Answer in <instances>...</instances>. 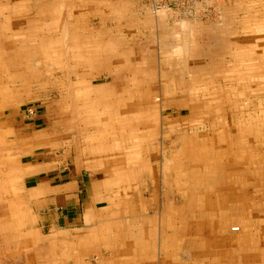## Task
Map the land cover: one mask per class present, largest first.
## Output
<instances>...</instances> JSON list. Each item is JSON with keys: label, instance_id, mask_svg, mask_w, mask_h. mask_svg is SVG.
<instances>
[{"label": "rangeland", "instance_id": "rangeland-1", "mask_svg": "<svg viewBox=\"0 0 264 264\" xmlns=\"http://www.w3.org/2000/svg\"><path fill=\"white\" fill-rule=\"evenodd\" d=\"M0 15V161L13 168L19 154L5 115L29 109L28 121L37 117L47 137L45 150L95 168L110 189H100L105 216L97 231L59 236L43 226L17 253L7 246L5 205L19 206L25 191L20 182L9 186L13 173L2 179L0 264H119V209L138 207L155 218L146 264L167 253L173 264H264V0H1ZM34 47L63 55V71L46 68L39 84L19 80L14 63ZM72 86L86 88L76 100ZM146 93L158 106L149 128L132 112ZM73 104L86 119L104 115L105 139ZM78 237L86 241L77 244ZM207 241L212 247L202 248Z\"/></svg>", "mask_w": 264, "mask_h": 264}, {"label": "crops", "instance_id": "crops-1", "mask_svg": "<svg viewBox=\"0 0 264 264\" xmlns=\"http://www.w3.org/2000/svg\"><path fill=\"white\" fill-rule=\"evenodd\" d=\"M114 69L117 70V68ZM27 110L29 112V109ZM27 110H25L26 112L17 111L15 116L7 117L5 115L3 122L12 126L13 129L10 130L15 135L13 137L15 151L19 154L15 156L17 159H15L16 165L13 168L11 163L0 161V169L4 170L0 176V196H7L5 193H1L2 188L5 190L7 184L5 180L2 182V179H10V177L13 179L14 176L15 180L9 181V186L11 187L14 182L18 184L20 182L25 191L23 200L18 202L19 209H17L19 206L14 205L10 200V206L5 205L3 225L6 232L9 233L7 246L16 249L17 253L31 243L30 238L34 237L32 233L37 234L36 230H42L43 226L59 236L65 233H78L86 228H91L90 231L93 233L97 231V228H101L103 225L105 216L104 211L99 207V202L106 194L100 192V189L103 186L104 190L108 187L105 186L106 182L103 179L97 177L95 168L87 169L83 163L77 160L68 162L60 151L45 150L49 147L45 146L47 137L42 128H38L39 119L36 117L32 118V121H28ZM2 134L0 132V137L3 136ZM4 135L8 134L4 132ZM136 197L137 200H144L142 196ZM20 217L23 219L24 225L21 224ZM154 222L155 218L151 213L146 214V211L140 210L139 207L119 209V264H140L141 260L146 264L145 260L151 258V246L146 241L155 239ZM196 229L209 232L204 230L205 227ZM164 238H162L163 241ZM85 241V238L80 237L75 240L77 244ZM100 241L102 242V240ZM71 243L72 241H67L69 247ZM211 243L213 244L214 241L203 243L202 248H211ZM7 246L6 248H8ZM165 246L162 243V254ZM100 251H102V247ZM90 252L92 251L89 250L84 255L89 256L92 254ZM100 254L103 255L102 252ZM169 255L167 253L166 260L157 264H173L170 260L172 257ZM68 264H71L70 261Z\"/></svg>", "mask_w": 264, "mask_h": 264}, {"label": "bare ground", "instance_id": "bare-ground-1", "mask_svg": "<svg viewBox=\"0 0 264 264\" xmlns=\"http://www.w3.org/2000/svg\"><path fill=\"white\" fill-rule=\"evenodd\" d=\"M1 1V0H0ZM3 2V1H2ZM6 5V4H5ZM7 6V5H6ZM20 7V6H19ZM54 8V7H53ZM17 9V8H16ZM3 10V9H2ZM53 13V12H52ZM19 15H20V13H19ZM1 16V15H0ZM22 16V15H21ZM33 16V15H32ZM11 18L13 17V16H10ZM19 19V18H18ZM13 21V20H12ZM1 24V23H0ZM6 24V23H5ZM16 24V23H15ZM189 24V23H188ZM6 29V28H5ZM20 29V28H19ZM18 29V30H19ZM37 29V28H36ZM185 29V28H184ZM13 32V31H12ZM171 33V32H170ZM4 34V33H3ZM174 34V33H173ZM13 36V35H12ZM40 37H42V36H40ZM19 38V37H18ZM21 38V37H20ZM45 38V37H44ZM44 38L41 40V41H43L44 40ZM55 41V40H54ZM4 42V41H3ZM9 42V41H8ZM6 43V42H5ZM21 43V42H20ZM19 43V44H20ZM23 43V42H22ZM26 43V42H25ZM1 44V43H0ZM7 44V43H6ZM10 44V43H9ZM50 44V43H49ZM55 44V43H54ZM57 44V43H56ZM60 44V43H59ZM4 45V44H3ZM45 45V44H44ZM9 46V45H8ZM10 46H12L11 44H10ZM34 48H36L35 50H33ZM34 48H29V52H28V54L27 53H25L23 56H19V60L18 61H16V63H14V64H17V65H19L20 67H21V70H19V71H15L16 73H17V75H15V76H18L20 79L19 80H21V81H23V82H28V81H32V82H38L37 84H39V82L41 81V80H39V78L38 77H40V75H41V73L47 68V69H50V72H51V74H56L58 71L57 70H59V68L61 67L60 66V64H61V57L63 56V55H60V54H58V55H52V53H48L47 54V52L45 51V50H41V49H38L37 47H34ZM43 48V47H42ZM178 49L181 51V52H183V49H181V47H178ZM177 49V50H178ZM178 50V51H179ZM16 51V50H15ZM2 52V51H1ZM23 53V52H22ZM99 53H100V51H99ZM17 56V57H18ZM85 56V57H84ZM87 56L88 55H83V56H81V59H82V57H84V58H87ZM90 57V56H89ZM15 59V58H14ZM111 59V58H110ZM13 60V59H12ZM80 61V60H79ZM100 61V60H99ZM80 63H82L83 64V62L81 61ZM119 63H120V61H119ZM2 64V63H1ZM0 64V65H1ZM6 64V63H5ZM13 64V65H14ZM82 64L80 65V66H82ZM115 64H117V63H115ZM84 65V64H83ZM123 65H125L124 63H123V61L121 62V65L120 66H123ZM66 66H69L68 64L66 65ZM90 67H92L93 69H95V70H101V69H103L104 68V66L103 65H98V64H90L89 65ZM125 66H128L127 64L125 65ZM11 67H13L12 65H11ZM29 67V68H28ZM14 68V67H13ZM7 69V68H6ZM11 68H9V70H10ZM62 71H63V69L62 68H60ZM76 69V68H75ZM67 70L68 71H70V73H73V71L71 70V68H67ZM66 70V71H67ZM77 70V69H76ZM94 71V70H93ZM98 71V72H99ZM87 72V71H86ZM92 72V71H91ZM76 73V72H75ZM10 74V73H9ZM74 74V73H73ZM46 75V74H45ZM47 75H49V74H47ZM140 75H142V74H140ZM14 76V77H15ZM138 76V75H137ZM149 79V78H148ZM12 80H13V78H12ZM124 80H126V79H124ZM136 80V79H135ZM150 80H151V78H150ZM127 82H128V80H127ZM134 82V81H133ZM22 83V82H21ZM29 84V83H28ZM31 84V83H30ZM48 84V83H47ZM70 84V83H69ZM134 84H135V82H134ZM85 86H87V85H85ZM85 86H81V87H78V88H76V87H74V86H72L73 88H72V90H71V95L72 96H70V97H74V99L76 100V98H79V95L80 94H83L85 91H84V89H86V88H84ZM258 86V85H257ZM88 87V86H87ZM254 87V86H253ZM162 88H166V90L168 89V87L167 86H162ZM91 89V88H90ZM136 90H138V87H137V85H136ZM88 92V91H87ZM90 92V91H89ZM247 92V91H246ZM249 92V91H248ZM91 94H93V93H91ZM110 94L111 93H105L104 95H103V98H104V100L106 101V102H108L109 100L108 99H110L111 98V96H110ZM143 95H145V97H148V101L147 100H144L145 102L144 103H146V104H143V105H141V103H140V100L141 99H143V97H140V99L139 98H137V100H136V102H134V104H133V111L132 112H136V113H138L139 114V116L141 117L140 118V120H139V127H140V125L141 124H143L142 126H143V128H149L151 125H152V122H153V120H155V121H157L156 120V116H158V113H157V110H158V106L156 105V104H151L152 102L150 101V96L152 95V93L151 94H143ZM86 96V95H85ZM76 97V98H75ZM84 97V96H83ZM87 97H89V96H87ZM85 98V97H84ZM92 98V97H91ZM102 98V99H103ZM82 100V99H81ZM88 100H90V99H88ZM93 100V99H92ZM163 100V99H162ZM94 101V100H93ZM156 101V100H155ZM159 101V100H158ZM143 102V101H142ZM254 102V101H253ZM84 105H83V107H87L88 106V103L87 102H85V103H83ZM106 105V104H105ZM108 105V104H107ZM159 105V104H158ZM164 105V104H163ZM77 106V105H76ZM99 107H103V104H99L98 105ZM107 107H109V105L107 106ZM186 107H188V106H186ZM162 108V107H161ZM72 109H73V112L74 113H76L77 115V117H79V118H81V120H82V122L84 123V124H86V125H92V126H94L97 122H98V124H96V130H94L92 133H97L96 134V136L97 137H100L101 139H105V137L108 135L107 134V132H106V128L104 129V122H106L107 120H104L105 119V117H104V115H100V117H102V118H98V119H96V117H95V120H92V118H90L89 119V117L86 119V117H85V115H87L88 113L85 111V110H82V109H79L78 107L76 108L75 107V104H73V107H72ZM110 109V108H109ZM160 109V108H159ZM68 110V109H67ZM108 111V110H107ZM160 111V110H159ZM109 112H110V117H111V119H113L112 117H114V115L115 114H113V113H111V111L109 110ZM161 112V111H160ZM84 116V117H83ZM97 116H99V115H97ZM160 117V116H159ZM158 118V117H157ZM222 118V117H221ZM160 119V118H159ZM111 121V120H110ZM96 122V123H95ZM61 124H67V122H65V118H63V121L62 122H60ZM68 125H70V123H68ZM107 125V124H106ZM72 126V125H71ZM87 127V126H86ZM111 127H113V126H111ZM152 127V126H151ZM85 128V127H84ZM136 129V128H135ZM141 129V128H140ZM72 132V131H71ZM159 132V131H158ZM139 134V133H138ZM95 135V134H94ZM139 137V136H138ZM87 138V137H86ZM92 138V137H91ZM35 139V138H34ZM96 139V138H95ZM98 139V138H97ZM163 140V139H162ZM12 143V142H11ZM104 143V140H101V143H100V145L102 146V144ZM188 143V142H187ZM196 143V142H195ZM198 143V142H197ZM199 146V145H198ZM192 147V146H191ZM205 149V148H204ZM202 150V149H201ZM183 151H185V150H183ZM207 151V150H206ZM209 158V157H208ZM175 159V158H174ZM194 158H192V160H193ZM198 159V158H197ZM196 159V160H197ZM201 159H205L204 161V163H208V164H210V162L209 161H206V157L205 158H203L202 156H201ZM194 161H195V159H194ZM200 160H198V162H199ZM184 162V161H183ZM202 161H200V163H201ZM228 162H229V160H228ZM231 162V161H230ZM187 163V162H186ZM188 167V166H187ZM199 170V169H198ZM204 171V170H203ZM201 173V172H200ZM205 174V173H204ZM212 174H214V173H211V175L210 176H212ZM208 175V174H207ZM188 176V175H187ZM205 177H206V174L204 175ZM261 177V176H260ZM200 178V177H199ZM249 179V178H248ZM229 182V181H228ZM230 189V188H229ZM234 191V190H233ZM232 194V193H231ZM205 197H207V196H205ZM186 198V197H185ZM233 198V197H232ZM231 198V199H232ZM249 200V203L247 202V204H244V206L245 207H247V206H251V203H250V198H248ZM207 200V199H206ZM233 200V199H232ZM237 200V199H236ZM234 201V200H233ZM211 206V205H210ZM208 207V206H207ZM242 207H243V205H242ZM244 207V208H245ZM221 209V208H220ZM176 211V210H175ZM177 212V211H176ZM175 212V213H176ZM249 214V213H248ZM208 219V218H207ZM232 219V218H231ZM216 221V220H215ZM205 223V222H204ZM206 224H208V223H206ZM217 226H219V227H224L223 225L221 226L219 223L218 224H216ZM191 226V225H190ZM193 226V225H192ZM208 226H209V224H208ZM244 226V225H243ZM236 227H238L239 228V231H240V227L239 226H233L232 228H231V230L232 231H235L234 230V228H236ZM194 228V227H193ZM222 229V228H221ZM242 229V228H241ZM246 229V228H245ZM162 230V229H161ZM164 232V231H163ZM183 244V243H182Z\"/></svg>", "mask_w": 264, "mask_h": 264}, {"label": "built area", "instance_id": "built-area-1", "mask_svg": "<svg viewBox=\"0 0 264 264\" xmlns=\"http://www.w3.org/2000/svg\"><path fill=\"white\" fill-rule=\"evenodd\" d=\"M186 1V3H194V2H196L197 0H185ZM157 8H163V6H162V4L160 3L159 5H156V7H155V9H157ZM155 11V10H154ZM234 230L235 231H239V228L238 227H236V228H234Z\"/></svg>", "mask_w": 264, "mask_h": 264}]
</instances>
